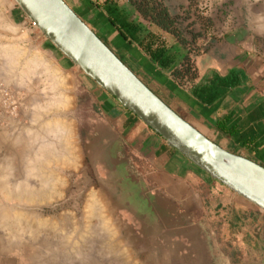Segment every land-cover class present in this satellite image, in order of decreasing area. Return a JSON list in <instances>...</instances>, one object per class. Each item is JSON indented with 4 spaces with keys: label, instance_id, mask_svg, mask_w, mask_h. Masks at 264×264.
I'll use <instances>...</instances> for the list:
<instances>
[{
    "label": "rangeland",
    "instance_id": "obj_1",
    "mask_svg": "<svg viewBox=\"0 0 264 264\" xmlns=\"http://www.w3.org/2000/svg\"><path fill=\"white\" fill-rule=\"evenodd\" d=\"M65 1L75 10L73 0ZM167 4L174 14H181L182 7L190 4L191 9L203 18L201 22H207L203 15L207 0H167ZM84 8L82 6L81 10L84 11ZM217 18L221 19V14ZM26 20L25 27L38 31L27 17ZM97 22L101 23V19ZM200 27V24L195 25L196 30ZM77 70L56 49L42 50L36 48L35 42L24 47L18 41H6L0 36V83L9 90L11 96L8 102L14 106L12 113L7 112L0 97V200L5 202L1 203L0 229L7 231L11 224L2 214H12L14 210L22 213L16 220L19 234H1L0 242L5 246L2 250L7 252L19 245L22 249L24 243L30 242L31 257L37 264L53 262L56 255L71 250L70 243L67 245L69 248L63 247L67 242L60 243L57 237L61 234L70 236L74 218L79 221L81 234L88 233L86 224L82 223V218L87 221L86 211L92 213L91 223L96 232L94 243L99 248L102 238H112L114 233L119 232V224L125 223V218L121 216L123 198H131L134 204H150L154 208V200L148 196L149 193L158 190L169 195L167 188L153 186L147 180V176L153 174L147 169L142 171L140 165L134 164L135 158L129 155L126 146L121 147V155L119 152L116 156L106 153L108 140L100 136L105 132L103 125L107 121L100 111L99 97L92 92L95 83ZM99 88L96 85L98 93L102 90ZM113 102L116 103L115 100ZM127 114L130 115V112ZM122 155L131 163L122 161ZM113 165L117 172L113 171ZM192 169L198 181L195 187L211 197L209 205L213 206L223 198L219 208L223 212L238 217L247 212L252 215L260 212L197 167ZM142 180L149 186L144 185ZM163 182L173 184L168 179ZM212 182L218 190L211 187ZM228 195L230 198H227ZM169 196L179 208L184 205ZM136 198L138 201L142 199V202H136ZM24 200L33 202L23 203ZM9 208L12 211L8 212ZM23 214L29 219L25 220ZM263 220L250 216L245 224L240 221L239 224L227 225L230 231L227 239L221 230L222 221L218 222L217 229H213L207 239L199 233L196 235L197 248L188 257H183L188 252H176V264H194L193 261L200 264H264V255L252 249H248L249 254L246 253L241 241L248 239L251 224ZM25 223L31 226H24ZM135 228L139 231L138 225ZM125 232L128 233L124 229L122 234ZM126 239L133 241L130 234ZM83 242L87 244L86 240ZM235 245L239 252L233 247ZM136 249L138 254L144 252L141 247ZM100 264L109 262L101 261Z\"/></svg>",
    "mask_w": 264,
    "mask_h": 264
},
{
    "label": "crops",
    "instance_id": "obj_2",
    "mask_svg": "<svg viewBox=\"0 0 264 264\" xmlns=\"http://www.w3.org/2000/svg\"><path fill=\"white\" fill-rule=\"evenodd\" d=\"M73 3L85 22L177 114L227 151L264 166V0H207V8L203 13L207 22L202 38L198 41L202 48L194 56L198 75L187 86L179 85L167 72L157 67L135 41H129L118 34L102 9L95 8L85 14L81 10L82 0H73ZM219 14L221 19L217 18ZM99 18L101 23L97 22ZM26 21V16L13 0H0L1 38L18 41L24 47L35 42L36 48L55 49L40 32L25 27ZM100 91L97 92L95 84L92 92L99 97L104 119L112 128L121 131L129 155L135 158L134 164L140 165L142 171L147 169L153 174L148 175L147 180L153 186L167 188L172 198L182 201L183 206L189 208L187 212H181L182 220L188 223L174 230V234H171L173 237L167 233L152 234L149 237L135 228L136 224L127 210H120L126 224L118 223L121 225L119 232L114 233L112 238H100L102 245L96 248L92 213L86 211L87 221L82 218V223L86 224L88 233L81 234L79 221L74 218L70 236L61 234L57 237L60 243L67 242L63 247L69 248L67 245L70 243L71 250L56 255L53 262L43 261L38 264H100L101 261L109 264H176L178 260L175 253L188 252L183 254L184 258L186 255L188 257L197 248L196 235L199 233L207 239L209 233L217 229L218 222L222 221L221 230L227 239L230 234L227 225L239 224L240 221L245 224L250 216L253 219L255 216L261 218L262 212H255L254 215L247 212L238 217L221 211L219 208L223 198L213 206L209 205L212 201L206 195L208 193L195 187L198 182L192 169L195 165L166 146L164 140L138 118L131 113L132 116L127 114L129 112L121 105L118 106L119 103L113 97ZM164 179L173 184L163 182ZM212 183L211 187L218 190L215 182ZM26 202L33 201H23ZM1 203L5 202L0 200V212L3 210ZM9 211L12 209L9 208ZM16 211L2 214L11 224L7 231L0 229V235L19 234L16 220L22 213ZM23 217L29 219L25 214ZM124 229L128 233L122 234ZM129 234L132 242L126 239ZM82 240H86L87 244L81 243ZM30 246V242L24 243L23 250L19 245L7 252L2 250L5 246L0 242V264H37L32 260ZM136 247L143 248L144 252L138 254Z\"/></svg>",
    "mask_w": 264,
    "mask_h": 264
},
{
    "label": "water",
    "instance_id": "obj_3",
    "mask_svg": "<svg viewBox=\"0 0 264 264\" xmlns=\"http://www.w3.org/2000/svg\"><path fill=\"white\" fill-rule=\"evenodd\" d=\"M13 1L56 50L125 110L159 135L166 146L182 154L233 194L264 212V166L227 151L177 114L117 56L65 0ZM103 126L105 132L103 136H99L108 140L106 153L109 156H116L118 152L123 154L121 147H125V141L121 131L115 132L108 123ZM121 157L122 161L131 163L129 158L123 155ZM112 168L113 171L116 170L115 165ZM143 184L149 186L145 180ZM148 196L154 200V208L150 204H134L129 200L131 198H125L122 202L141 234L151 236L167 233L173 237L171 234H174V230L182 227L185 222L188 223L182 220L181 213L183 210L187 212L188 207L179 208L169 195L158 190Z\"/></svg>",
    "mask_w": 264,
    "mask_h": 264
},
{
    "label": "trees",
    "instance_id": "obj_4",
    "mask_svg": "<svg viewBox=\"0 0 264 264\" xmlns=\"http://www.w3.org/2000/svg\"><path fill=\"white\" fill-rule=\"evenodd\" d=\"M81 5L85 7V14L102 8L118 34L135 41L141 51L179 85L187 86L197 78L194 56L202 48L198 41L206 22H201L203 18L190 4L182 7L181 14H174L167 0H82ZM196 24L201 26L198 30Z\"/></svg>",
    "mask_w": 264,
    "mask_h": 264
},
{
    "label": "flooded vegetation",
    "instance_id": "obj_5",
    "mask_svg": "<svg viewBox=\"0 0 264 264\" xmlns=\"http://www.w3.org/2000/svg\"><path fill=\"white\" fill-rule=\"evenodd\" d=\"M254 215V214H253ZM254 218V217H253ZM263 221H258L257 224H251L248 228L249 234L252 233V235L247 234L248 239H243V248L246 251V253L249 254L248 249H252L254 251H258V253L264 255V222ZM238 249L237 251L239 252V248L237 245L233 246ZM244 251V252H245Z\"/></svg>",
    "mask_w": 264,
    "mask_h": 264
},
{
    "label": "built area",
    "instance_id": "obj_6",
    "mask_svg": "<svg viewBox=\"0 0 264 264\" xmlns=\"http://www.w3.org/2000/svg\"><path fill=\"white\" fill-rule=\"evenodd\" d=\"M10 96L11 95H10L9 90L3 84L0 83V97H1V100H2V105H3L4 108L7 109V112L12 113L11 111H14V106L11 105L8 102V99H9Z\"/></svg>",
    "mask_w": 264,
    "mask_h": 264
},
{
    "label": "bare ground",
    "instance_id": "obj_7",
    "mask_svg": "<svg viewBox=\"0 0 264 264\" xmlns=\"http://www.w3.org/2000/svg\"><path fill=\"white\" fill-rule=\"evenodd\" d=\"M14 51H15V50H14ZM44 63H45V62H44ZM39 67H40V66H39ZM48 67H49V66H48ZM57 72H58V71H57ZM49 76H50V75H49ZM52 91H53V90H52ZM54 91H55V90H54ZM64 102H65V101H64ZM53 124H54V123H53ZM56 125H57V124H56ZM56 125H55V126H56ZM59 126H60V125H59ZM44 127H45V126H44ZM53 127H54V126H53ZM57 127H58V126H57ZM67 128H68V127H67ZM50 129H51V128H50ZM58 129H59V128H58ZM69 130H70V128H69ZM57 131H58V130H57ZM66 133H67V132H66ZM71 133H72V132H71ZM68 134H69V133H68ZM67 136H68V135H67ZM46 144H47V143H46ZM41 146H42V145H41ZM41 149H42V148H41ZM71 151H72V150H71ZM71 151H70V152H71ZM36 152H37V151H36ZM70 152L68 153V156H70V155H69ZM52 154H53V153H52ZM52 154H51V155H52ZM59 154H60V153H59ZM62 154H63V153H62ZM54 156H56V154H55ZM59 156H60V155H59ZM59 156H58V158H59ZM61 156H62V155H61ZM61 156H60V157H61ZM64 156H65V155H64ZM71 156H72V153H71ZM75 157H76V156H75ZM61 158H62V157H61ZM71 158H74V157H71ZM71 158H70V159H71ZM64 160H65V159H64ZM66 160H67V159H66ZM27 179H28V178H27ZM37 179H38V178H37ZM39 179H40V178H39ZM128 180H129V179H128ZM132 181H133V180H132ZM11 182H12V181H11ZM23 182H24V181H23ZM49 182H50V181H49ZM33 183H34V182H33ZM131 185H132V184H131ZM132 186H134V185H132ZM49 187H50V186H49ZM129 187H130V186H129ZM47 189H48V188H47ZM124 190H125V189H124ZM42 192H43V191H42ZM123 199L126 200L127 198H126V199L123 198ZM129 200H131V199H129ZM134 200L137 202V201H138V198H136V199H134ZM139 200H140V201H138V202H142V201H141L142 199H139ZM94 202L97 203V201H94ZM93 207H94V206H93ZM156 207H157V206H156ZM123 208H124V207H123ZM96 209H97V208H96ZM125 210H126V209H125ZM128 213H130V212L128 211ZM93 215H94V214H93ZM131 216H132V215H131ZM96 218H97V217H96ZM97 221H98V220H97ZM98 223H99V222H98ZM101 227H102V226H101ZM104 235H105V234H104ZM110 253H111V252H110Z\"/></svg>",
    "mask_w": 264,
    "mask_h": 264
}]
</instances>
